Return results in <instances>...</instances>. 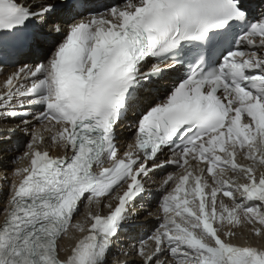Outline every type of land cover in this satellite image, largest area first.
Returning a JSON list of instances; mask_svg holds the SVG:
<instances>
[{
  "label": "snow or ice",
  "instance_id": "1",
  "mask_svg": "<svg viewBox=\"0 0 264 264\" xmlns=\"http://www.w3.org/2000/svg\"><path fill=\"white\" fill-rule=\"evenodd\" d=\"M52 33L64 39L47 61L20 66L0 92V118L43 126L17 158L27 166L0 185V264H110L132 207L151 195L145 178L168 166L181 171L160 183L162 222L139 242L142 264H264V248L232 242L246 225L264 237V0H117L103 11L0 0V53L39 54ZM166 69L186 70L147 103ZM136 111L121 153L118 128ZM70 229L82 235L62 259Z\"/></svg>",
  "mask_w": 264,
  "mask_h": 264
},
{
  "label": "bare ground",
  "instance_id": "2",
  "mask_svg": "<svg viewBox=\"0 0 264 264\" xmlns=\"http://www.w3.org/2000/svg\"><path fill=\"white\" fill-rule=\"evenodd\" d=\"M71 21L72 20L70 18L65 17L63 22H61L62 27H65ZM50 28H51V26L49 25L47 27V30L48 29L50 30ZM59 36H60V34L59 35L54 34V37L49 39L48 44H46L44 46L45 50H43L41 52V54L40 53L37 54L36 52H32V55L29 57L30 62L35 63L37 55H39V57H40L37 60H41V61L44 60V57L46 56V52L51 48V43L56 41L59 38ZM34 122H36V121L33 120L32 124ZM18 125H19V127H18ZM23 128H24V125L21 122L14 121L12 119L5 120V119L0 118V133H1L0 134V177L3 175H6V177L8 176V179H13V176H12L13 169L16 167H22V165H23L21 161L15 162L14 157L18 156L19 154L23 155L24 152H17L14 150V147H13V145L15 143H17L19 140H21L22 142L27 140L29 137V134H31V130H30L31 127H28L27 132H24L22 130ZM11 129L19 130L22 132V134L19 136L12 135L9 132ZM119 135L130 137V133H129L128 129H124V130L120 131ZM10 138L12 141H9ZM53 150L55 152H59L56 149H53ZM3 183H4V181H3ZM6 193H7V187L5 186L4 194H3L2 200L0 201L1 204L4 203L3 199L5 200ZM92 210H95V208H93ZM87 211L85 213H82L76 220H78L80 222H85ZM148 211L150 213H157L158 212V207H156L154 202L150 204V208ZM133 216H134V218L132 221H130V223L134 224L136 222H143L144 226H142V227L134 226V227L130 228L127 236L119 237L118 241L116 242L117 248L114 249L113 253L109 257L110 263L116 259L123 258V259H126L127 262L134 260L135 261L134 264H142V262L140 261V258L136 254V249L139 246V242L141 241V235L143 234L142 232H140V230H142L143 228L150 229V228L155 227V224L153 223L152 219L157 217L158 214L150 216V215H148L147 211L143 210V208H139V209H137L136 213H133ZM3 220H4V216L1 215L0 224L3 223ZM250 229H251V226H248V225H246L242 228L235 229V231L237 232V235H236V237H234V239H236V240L240 239V236H238L239 233H249V234L254 235ZM78 234L79 233L76 232L74 229H71V232L69 233V237L65 238L61 243V254L66 253L70 240L72 239V237H74ZM246 238L252 239L251 236H249V235L246 236ZM256 243L264 246V242H256ZM149 244L152 245V242H149ZM152 246H154V245H152Z\"/></svg>",
  "mask_w": 264,
  "mask_h": 264
}]
</instances>
